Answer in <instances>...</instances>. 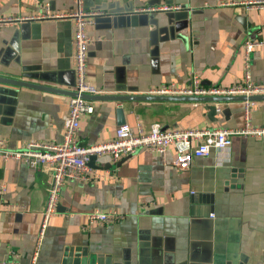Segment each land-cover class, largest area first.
Segmentation results:
<instances>
[{"label": "crops", "instance_id": "obj_1", "mask_svg": "<svg viewBox=\"0 0 264 264\" xmlns=\"http://www.w3.org/2000/svg\"><path fill=\"white\" fill-rule=\"evenodd\" d=\"M186 1V3H181ZM253 0H85L100 15L87 26V77L100 95H148L151 87L190 83L229 86L244 75V43L264 39V7ZM72 10V0H0V17ZM166 5H180L166 10ZM244 18V19H243ZM74 22L18 20L0 27V76L63 93L0 82V134L15 149L30 140L62 142L68 101L76 91ZM254 81L264 85V45L251 54ZM95 96V95H93ZM77 140L91 145L116 136L122 107L133 132L240 127L243 101H114L89 99ZM209 105L216 109L211 112ZM253 123L264 126V99ZM175 151L139 149L118 161L95 160L89 181L65 180L36 264H72L71 248L93 264H264V137L235 136L229 151L173 165ZM51 171L0 159V261L31 264L46 206ZM94 210L119 220L90 224Z\"/></svg>", "mask_w": 264, "mask_h": 264}, {"label": "built area", "instance_id": "obj_2", "mask_svg": "<svg viewBox=\"0 0 264 264\" xmlns=\"http://www.w3.org/2000/svg\"><path fill=\"white\" fill-rule=\"evenodd\" d=\"M73 8L63 14H54L49 6L43 8L42 13L35 16L0 17V27H5L18 20L26 19H54L68 18L74 22V72L76 75L77 96L68 101V113L65 119V132L62 142L44 140H30L20 148H9L0 134V159L22 161L33 168L46 166L51 171V181L43 217L37 229V236L32 255V263L36 264L43 244L46 230L51 216L56 212L60 192L65 180L89 181L94 175V168L90 164L92 156L110 155L114 161L124 156H130L141 148L164 154L169 148L175 151L173 165L177 169H187L194 157L208 156L213 149L229 151L235 136L264 137V126L253 123V109L256 100L249 98L255 95H264V85L256 83L251 73V54L256 46L264 45L262 40H247L244 43V75L232 85H211L202 83L200 76L193 73L190 83L179 85L176 82L151 87L148 95L169 96H245L244 124L240 127H192L165 129L159 124H153L150 130L144 131L141 127L133 132L128 123L116 128V136L107 141L82 145L77 140V132L81 118L94 111L93 103L83 94L96 95L101 90L93 85L87 77L88 45L91 40L87 26L93 23L94 18L100 15L98 10L89 9L85 0H72ZM249 7H264V0L244 2ZM166 10H178L180 5H166ZM7 191V185L0 183V196ZM117 210L107 212L94 210L88 214L90 224L112 223L119 220ZM0 264H16L15 262L0 261Z\"/></svg>", "mask_w": 264, "mask_h": 264}, {"label": "water", "instance_id": "obj_3", "mask_svg": "<svg viewBox=\"0 0 264 264\" xmlns=\"http://www.w3.org/2000/svg\"><path fill=\"white\" fill-rule=\"evenodd\" d=\"M181 3H186V1H181ZM244 19V18H243ZM0 82L1 83H6L14 86H19V87H28V88H37V89H42V90H48V91H54V92H59L63 93L62 90L52 88L49 86H43L41 84L33 83V82H27L22 79H17V78H11V77H4L0 76ZM73 96H77V92L74 91L72 92ZM82 97L86 99H105V100H114V101H159V100H188V101H204V102H223V101H244L247 98L245 96H169V95H135V94H128V95H88V94H83ZM250 100H260L264 99V95H255L249 98ZM211 112L215 111V107L213 105L208 106ZM117 112V117H118V123L124 124L126 123V118L124 114V110L122 107H118L116 109ZM97 156H92L90 164L94 167L95 166V160ZM70 256H75L74 260L72 261V264H93L94 261V256L91 254H88L83 251V254L86 255L87 257L84 259H80L81 255V250L77 248L76 252L74 249H70ZM65 264H68V262H65ZM98 264H101V257H98ZM109 264V263H107Z\"/></svg>", "mask_w": 264, "mask_h": 264}]
</instances>
